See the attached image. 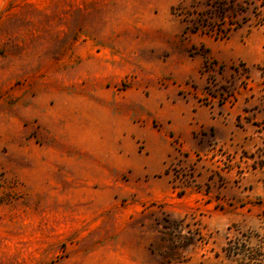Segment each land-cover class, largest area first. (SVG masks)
<instances>
[{
  "label": "rangeland",
  "instance_id": "374dc122",
  "mask_svg": "<svg viewBox=\"0 0 264 264\" xmlns=\"http://www.w3.org/2000/svg\"><path fill=\"white\" fill-rule=\"evenodd\" d=\"M0 264H264V0H0Z\"/></svg>",
  "mask_w": 264,
  "mask_h": 264
},
{
  "label": "bare ground",
  "instance_id": "6f19581e",
  "mask_svg": "<svg viewBox=\"0 0 264 264\" xmlns=\"http://www.w3.org/2000/svg\"><path fill=\"white\" fill-rule=\"evenodd\" d=\"M106 153V152H105ZM100 154V153H99ZM102 158V157H101ZM104 178V177H103Z\"/></svg>",
  "mask_w": 264,
  "mask_h": 264
}]
</instances>
